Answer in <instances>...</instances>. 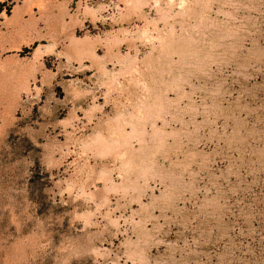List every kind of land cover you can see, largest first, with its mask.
<instances>
[{
  "label": "rangeland",
  "instance_id": "rangeland-1",
  "mask_svg": "<svg viewBox=\"0 0 264 264\" xmlns=\"http://www.w3.org/2000/svg\"><path fill=\"white\" fill-rule=\"evenodd\" d=\"M0 264H264V0H0Z\"/></svg>",
  "mask_w": 264,
  "mask_h": 264
}]
</instances>
